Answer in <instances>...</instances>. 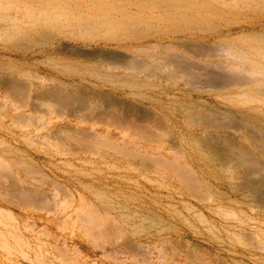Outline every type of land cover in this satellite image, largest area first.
<instances>
[{
    "label": "rangeland",
    "instance_id": "obj_1",
    "mask_svg": "<svg viewBox=\"0 0 264 264\" xmlns=\"http://www.w3.org/2000/svg\"><path fill=\"white\" fill-rule=\"evenodd\" d=\"M138 1H2L16 8L0 21L18 17L31 38L0 34V264H264V185L252 186L264 167V91L230 86L228 72L264 75L227 51L262 57L264 5L177 12ZM83 11L113 27L82 36L40 17ZM130 58L158 68L138 72ZM135 73L140 84L126 82Z\"/></svg>",
    "mask_w": 264,
    "mask_h": 264
},
{
    "label": "bare ground",
    "instance_id": "obj_2",
    "mask_svg": "<svg viewBox=\"0 0 264 264\" xmlns=\"http://www.w3.org/2000/svg\"><path fill=\"white\" fill-rule=\"evenodd\" d=\"M2 1L3 0H0V10H13L14 8H16V5H15V3L14 2H9V3H6V4H4V3H2ZM259 2H262L263 3V5H264V0H139L138 1V4L139 5H147V6H152V7H154V8H158V7H164V9H168V10H175V11H177V12H180V11H190V12H192V11H196V10H200V9H207V8H210L214 3H221L223 6H239V5H245V6H250V5H253V4H259ZM57 7V6H56ZM93 7H98L97 5H93ZM59 8H64V9H67V8H65V7H58V8H54V10H58ZM101 9V8H100ZM103 9V8H102ZM44 10H47V9H44ZM89 9L88 8H86V11H88ZM29 15L27 16V17H25V19H33L34 17H35V15H34V13H33V11H32V9H30L29 10ZM69 12H71V11H69L68 10V12H66V13H69ZM72 15H78V16H74V17H72L70 14H67L66 16H62V15H57V16H50V15H48V14H46L45 12L42 14V15H40V17H41V19H43L44 21H46L47 23H53L54 25H50V26H54V28H50V29H52V30H55V31H59V30H61V29H63V27H69V28H71L72 30L71 31H73L72 33H74V32H76V33H78V34H80V35H82V36H85V35H89L91 32H93V31H96V30H98L99 28H106V29H111L112 27H113V22L112 21H107V22H105L103 25L101 24V25H99V24H93L92 23V19H102L103 17H101L100 16V18H98V14H90L89 12H85V11H83L81 14L80 13H78V14H74V13H71ZM99 14H103V15H105L104 13H99ZM174 18V17H173ZM105 19V18H104ZM62 20H64V21H62ZM18 21H19V18L18 17H12V16H3V17H1V21H0V34L1 33H4L5 34V36L7 37V38H9V37H13V36H19V37H22L23 38V40H27L28 38H31L30 36H29V33L27 34L26 32H24L22 29H21V26L18 24ZM182 22V21H181ZM193 23V22H192ZM176 25V24H175ZM186 25H189V26H192V24H191V22H189L188 24H186ZM48 38H49V36H48ZM51 38H53V36L51 35ZM50 39V38H49ZM54 39V38H53ZM52 39V40H53ZM42 40V39H41ZM150 45H152V44H150ZM155 45V44H154ZM157 45V44H156ZM161 47L163 46L164 47V45L162 44V45H160ZM168 46V45H167ZM180 46H183V44L182 45H180ZM168 47H171V46H168ZM186 48V47H185ZM188 48V47H187ZM191 48H192V46H191ZM59 49V48H58ZM144 49V48H143ZM143 49H141V48H139V51H143ZM146 49L147 48H145L144 50L146 51ZM194 49V48H193ZM65 50H66V48H65ZM134 50H136V49H134ZM138 50V49H137ZM149 50V49H148ZM151 50V49H150ZM227 50V49H226ZM59 51H60V49H59ZM154 51V50H153ZM174 51V50H173ZM180 51V50H179ZM194 51V50H193ZM227 51H229L230 53V56L231 55H233V59H235V61L238 63V62H241L243 65H245V64H247V65H249L250 67H251V70H258V71H260L263 75H264V51H263V54H261L262 55V57L258 60V61H255V60H252V59H250L248 56H246V54L244 53V52H240V51H238L237 49H235V48H230V49H228ZM226 51V52H227ZM151 52V51H150ZM164 52V51H163ZM169 52V51H168ZM175 52V51H174ZM190 52V51H189ZM261 51H259V53H260ZM84 53V52H83ZM147 53V52H146ZM154 53V52H153ZM158 53H159V51H158ZM176 53V52H175ZM180 52H178L177 54H179ZM85 54H87L86 52H85ZM107 54V53H106ZM119 54V53H118ZM124 54V53H123ZM166 54V53H165ZM177 54H175V57H176V55ZM181 54V53H180ZM194 54V53H193ZM197 54V53H196ZM88 55V54H87ZM125 55V54H124ZM171 55V54H170ZM182 55H183V53H182ZM185 55V54H184ZM198 55V54H197ZM86 56V55H85ZM89 56V55H88ZM91 56V55H90ZM92 56H94L93 54H92ZM115 56V55H114ZM148 56V55H147ZM154 56V55H153ZM156 56V55H155ZM159 56V55H158ZM174 56V55H173ZM82 57V56H81ZM87 57V56H86ZM163 58H164V55L162 56ZM165 57H168V56H165ZM109 58V57H108ZM173 58V57H172ZM176 58H179L178 56L176 57ZM184 58V57H183ZM183 58H181V59H183ZM186 58V57H185ZM231 58V57H230ZM106 59H107V57H106ZM109 59H112V58H109ZM116 60V61H118L119 59L117 58V56H115L114 58H113V60ZM126 59V58H125ZM131 59V58H130ZM155 59H156V57H155ZM159 59V58H158ZM167 59V58H166ZM228 59V58H227ZM232 59V58H231ZM94 60V59H93ZM135 60V59H134ZM133 59H131L130 60V64L128 63V65L131 67V68H133V70H137L138 72L139 71H142L145 67H150V69L152 68V70H153V72H155V70L158 68L156 65H150L149 63L148 64H141V63H139L137 60H135L134 61ZM165 60V59H164ZM177 60V59H176ZM191 60H193V59H191ZM167 61H169V60H167ZM172 61V60H171ZM181 61V60H180ZM184 61V60H183ZM186 61V60H185ZM193 61H195V60H193ZM197 61V60H196ZM175 62V61H174ZM111 63H112V61H111ZM110 63V64H111ZM116 63V62H115ZM162 63V62H161ZM181 63H183V62H181ZM185 63V62H184ZM193 63V62H192ZM198 63V62H197ZM113 64V63H112ZM118 64V63H117ZM131 64L135 67V69H134V67H132L131 66ZM157 64V63H156ZM167 64V63H166ZM188 64V63H187ZM209 64V63H208ZM163 65H165V63L163 64ZM170 65V64H169ZM169 65L167 66V67H169ZM192 65V64H191ZM199 65V64H198ZM197 65V66H198ZM214 65V64H213ZM126 66V65H125ZM179 66H181V65H179ZM187 66V65H186ZM196 66V67H197ZM202 66H204V65H202ZM241 66V65H240ZM240 66H238V65H231L230 67H229V70H230V72H228V73H231L232 74V76L230 77V80H229V85L230 86H238V87H241V86H247V85H251L250 87H249V90H251V91H255V92H258V93H263V91H264V89H263V87H264V77L262 76L261 77V74L259 75L260 77L259 78H257V77H255L254 75H255V73L256 72H250V71H247L246 73H244L245 71V69H240ZM113 67V66H112ZM173 67H175V66H173ZM192 67V66H191ZM190 67V68H191ZM195 67V68H196ZM207 67H209V65L207 66ZM206 67V68H207ZM216 67H220V66H216ZM162 68V67H161ZM188 68H189V65H188ZM212 68V67H211ZM213 68H214V66H213ZM221 68V67H220ZM224 68H228V66L227 67H224ZM246 68V67H245ZM169 69V68H168ZM178 69V68H177ZM185 69V68H184ZM205 69V68H204ZM216 69V68H215ZM247 69V68H246ZM249 69V68H248ZM112 70H114V68H111L110 67V70H109V72H108V74H107V77L110 79V80H116V79H118L120 76L119 75H117L116 73H114V72H112ZM189 70V69H188ZM196 70H199V69H196ZM220 70V69H219ZM221 70H223L222 68H221ZM226 70V69H225ZM162 71V70H161ZM178 71V70H177ZM224 71V70H223ZM164 72V71H163ZM193 72H194V70H193ZM227 72V71H226ZM202 73V72H201ZM219 73V72H218ZM223 73V72H222ZM147 74V73H146ZM214 74V73H213ZM96 74L95 73H91V76H95ZM149 75V74H148ZM189 75V74H188ZM215 75V74H214ZM257 75H258V73H257ZM124 77H127V81L126 82H129V84H133V85H135V84H140V80H142V78H141V76H138L136 73L135 74H126V75H123ZM168 76V75H167ZM211 76V75H210ZM209 77V76H208ZM212 77H214V76H212ZM222 78V77H221ZM44 79V78H43ZM214 79V78H213ZM227 79V78H226ZM229 79V78H228ZM228 79H227V81H228ZM86 80V79H85ZM215 80V79H214ZM216 81V80H215ZM218 81V80H217ZM220 81V80H219ZM220 83V82H219ZM224 83H225V81H224ZM215 84V83H214ZM228 84V83H227ZM212 85H213V83H212ZM226 85V84H225ZM66 86V85H65ZM251 88V89H250ZM62 90V89H61ZM89 92V91H88ZM89 93H91V92H89ZM94 94V93H93ZM99 95H100V93H99ZM98 95V96H99ZM47 96L48 97H50L49 99H51V100H53L54 102L56 101L58 104H61V105H64V106H69V105H71V102L72 103H74L75 102V100L74 99H72V97L71 96H69V95H67V94H65V93H63L62 91H60V90H58V91H51V90H49L48 92H47ZM85 96H87V95H85ZM96 96V95H95ZM241 96H245V94H241ZM92 97H93V95H92ZM90 99V98H89ZM94 99V98H93ZM73 100H74V102H73ZM78 100H80V102H78V103H82L83 104V106H84V104H88L87 102H88V98L86 99L85 97H83V98H81V99H78ZM111 101V100H110ZM90 102V101H89ZM92 102V101H91ZM106 103V102H105ZM81 104V105H82ZM88 106H89V104H88ZM85 107H86V105H85ZM90 111V110H89ZM98 118V117H97ZM241 121V120H240ZM249 123V122H248ZM238 129H239V127H238ZM236 130V129H235ZM97 132V131H96ZM120 152L121 153H124V148H121L120 149ZM144 159V161L146 162V163H149L150 162V160L149 159H146V158H143ZM175 170H178V169H176V168H174ZM178 172V174H180V176H181V178L184 180V182H186L188 185H189V188H191L192 190H197L196 191V193L197 194H200V196H203V197H205L203 194L204 193H202V190L200 191V188H202V187H200L199 188V186H201V183H200V185L198 186V182H196L194 179H193V177H192V175H190L189 174V172L187 171H180V170H178L177 171ZM252 175L254 176V178L255 177H258L259 179L254 183V180H252V182L254 183V184H256V185H252L253 183H250L252 186H255L256 188L258 187L257 185H259V183L261 184V183H263V185H264V167L262 168V169H259V170H257V171H254L253 173H252ZM257 179V178H256ZM255 179V180H256ZM255 187H253V188H255ZM198 188V189H197ZM203 189V188H202ZM250 189H252V187L250 186ZM191 190V191H192ZM200 191V193H199V191ZM194 191V192H195ZM203 191H205V190H203ZM256 191V190H255ZM207 191H205V193H206ZM80 193V192H79ZM201 193H202V195H201ZM261 193V194H260ZM260 193H256L255 194V196L258 198V199H260V198H263V196H261V195H264L262 192H260ZM42 194V193H41ZM16 195H18V196H16ZM16 195L14 194V197L16 196V197H19V195H20V197H19V199H21V200H27L28 202L27 203H29V201L30 200H34L33 198H35V196L33 197L32 195H31V193L30 194H26L25 192L24 193H20V194H18V193H16ZM46 195V194H45ZM82 195V194H81ZM43 196V195H42ZM79 196H80V194H79ZM38 198V197H37ZM81 198H82V196H81ZM17 199V198H16ZM36 199V198H35ZM40 199H43V198H41V196H40ZM45 199H47V198H45ZM44 199V200H45ZM83 199H85V197L83 198ZM43 200V201H44ZM36 201V200H35ZM37 201H38V199H37ZM39 202V201H38ZM47 202V201H46ZM42 203V201H40V204ZM44 203V202H43ZM42 203V204H43ZM30 204V203H29ZM34 205V204H33ZM36 205H38V204H36ZM35 207V206H34ZM41 207V206H40ZM222 207L223 206H219L217 209H219V211H221L222 210ZM37 209H39V207H37ZM41 209V208H40ZM3 211V210H2ZM6 211V210H5ZM4 211V212H5ZM1 214V213H0ZM4 214V213H3ZM2 214V216L1 217H4V215ZM6 214V213H5ZM7 215V214H6ZM139 215V214H138ZM138 215H136V216H138ZM8 216V215H7ZM126 216V215H125ZM231 216H235V215H231ZM123 217V216H122ZM127 217H131V216H127ZM9 218V217H8ZM11 218V217H10ZM142 219V218H141ZM12 220H13V218H12ZM14 221V220H13ZM12 221V222H13ZM148 221V220H147ZM241 222V221H240ZM7 223V222H6ZM242 223V222H241ZM126 224V223H125ZM153 224V223H152ZM151 224V225H152ZM155 224V223H154ZM150 225V224H149ZM6 225H4V227H5ZM9 226V225H8ZM128 226V225H127ZM130 227V226H129ZM137 228L139 231L141 230V229H143L145 226H144V224H138V225H135V226H133V228ZM159 227V226H158ZM231 227L234 229V228H236L237 226H233V225H231ZM9 228H10V226H9ZM14 228V227H13ZM30 230V229H29ZM11 234V233H10ZM11 235H13V234H11ZM18 236V235H17ZM38 236H40V235H38ZM21 237V236H20ZM19 241H20V239H19ZM22 241V240H21ZM22 242H24V241H22ZM16 243V242H15ZM261 243V242H260ZM263 244H264V242H262ZM20 244V243H19ZM24 245H25V242H24ZM27 245H29V244H27ZM26 246V245H25ZM28 247V246H27ZM10 248V247H9ZM30 249V248H29ZM14 250V249H13ZM21 250H23V249H21ZM32 250V249H31ZM260 250V249H259ZM262 250V249H261ZM29 251V250H28ZM41 250H39V252H40ZM15 252V251H14ZM22 252H24V251H22ZM21 252V253H22ZM16 253V252H15ZM16 254H19L20 255V253L18 252V253H16ZM22 257H23V255H22ZM54 257V256H53ZM26 261V260H25ZM61 261V260H60ZM42 263V262H41ZM54 264V263H53Z\"/></svg>",
    "mask_w": 264,
    "mask_h": 264
}]
</instances>
